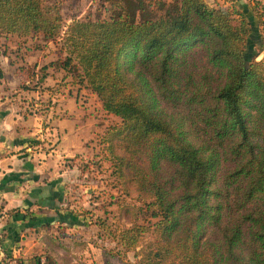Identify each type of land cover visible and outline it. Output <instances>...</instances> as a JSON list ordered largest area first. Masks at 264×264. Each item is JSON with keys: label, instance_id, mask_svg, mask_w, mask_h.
<instances>
[{"label": "trees", "instance_id": "trees-1", "mask_svg": "<svg viewBox=\"0 0 264 264\" xmlns=\"http://www.w3.org/2000/svg\"><path fill=\"white\" fill-rule=\"evenodd\" d=\"M154 4L156 16L145 0H109L60 34L57 4L0 0V34L61 43L55 52L65 56L49 64L119 118L102 134L101 158L139 204L114 232L118 254L106 253L108 264L143 239L135 264H264V60L247 56L250 22L206 0ZM57 210L59 222H81ZM26 225L7 237L18 240Z\"/></svg>", "mask_w": 264, "mask_h": 264}, {"label": "rangeland", "instance_id": "rangeland-1", "mask_svg": "<svg viewBox=\"0 0 264 264\" xmlns=\"http://www.w3.org/2000/svg\"><path fill=\"white\" fill-rule=\"evenodd\" d=\"M45 3L57 4L59 13L62 17V26L60 34H63L67 28V24L75 18H83L85 16L95 17L103 13L104 7L108 5L109 0H43ZM148 3L153 16L158 15L161 11L154 4L156 0H145ZM169 1V0H166ZM210 4L232 5L242 12L250 22L249 38L245 44L248 58L254 55L255 60H264V0H206ZM237 17L238 14L236 13ZM0 46L5 45V50L11 47L13 56L18 46L21 52H27V69L28 76L34 75V81H30L28 86L36 85L37 81L44 83L43 77L46 76L48 88V97L46 96L42 103L51 104L53 101L54 91L61 90L66 92V98L71 99L70 112L71 115L65 122L66 132L71 138L78 137L83 144L82 149L78 150L70 158H65L66 164L70 165V178L67 180L70 185L67 187L65 199L59 206L62 210L72 211L76 213L80 219V223L71 225L68 229L63 224L62 230L59 231L61 238H57L56 242L50 243V247H54V251H45L42 253L44 264H108L106 261V253L118 254L116 243L114 240V232L127 225V218L131 216V209L137 207L139 202L131 195L124 196L122 191L117 187L113 175L110 173L109 165L101 158V142L102 134L105 128L114 123L119 118L114 115H107L96 105V96L91 94L85 84L77 83L71 74L58 65L49 64L50 60L60 57L63 59L65 52L60 49V53L55 52V48L59 49L61 43L52 41H43L40 37H17L10 35L6 38L4 34H0ZM20 41L19 44L16 42ZM18 41V42H19ZM262 41V43H261ZM260 43L263 48L259 50ZM38 45V46H36ZM2 47V46H1ZM26 47V49H25ZM39 55L45 56V59L35 62ZM58 59V63L61 60ZM36 65H38L36 67ZM72 72V71H71ZM61 91V92H62ZM29 102L35 98L28 97ZM30 99V100H29ZM38 102V101H37ZM30 105V109H32ZM39 107V106H38ZM59 114L63 115L62 112ZM87 115V117H84ZM85 118V119H84ZM46 126H51L49 119L46 120ZM83 121L84 123H81ZM102 126H99L101 125ZM79 126V127H78ZM79 128V131H78ZM49 130H47L48 134ZM53 143L55 136L48 135ZM44 139V138H43ZM42 139V140H43ZM47 138L45 136V141ZM40 146L48 147L47 144ZM133 195L134 192L131 191ZM63 199V196H62ZM127 202V204H126ZM130 202V203H129ZM134 203V204H131ZM117 229V230H116ZM146 242L141 240L135 249H130L123 257L136 263L142 256L140 249L145 247ZM134 251L138 255H134ZM121 255V254H120ZM117 264H124L118 258L112 257ZM89 261V262H88Z\"/></svg>", "mask_w": 264, "mask_h": 264}, {"label": "crops", "instance_id": "crops-1", "mask_svg": "<svg viewBox=\"0 0 264 264\" xmlns=\"http://www.w3.org/2000/svg\"><path fill=\"white\" fill-rule=\"evenodd\" d=\"M1 46L0 208L5 211L18 207L21 211H31L37 218L31 221L22 216L14 221L9 212L0 210V235L4 238L0 243V264H44L41 254L54 251L49 245L61 238L58 233L66 224L56 220L59 217L57 209L65 199L66 186L70 185L67 180L71 168L65 158L72 157L83 144L78 137L71 138L66 132L65 122L73 106L71 99L66 98V92L62 89L54 91L52 103L42 105L49 95L45 88L47 77H43L44 83L38 80L36 85L28 86L31 80L34 81L35 74H26L27 52H21L18 46L13 49L14 54H19L17 57L10 52L12 46L6 51L5 45ZM42 59L45 56L39 55L35 62L38 64ZM28 97L35 99L29 102ZM96 105L103 111L98 98ZM45 119H49L50 127L46 126ZM49 134L55 136L53 143H48ZM40 144L48 147L43 148ZM45 221L52 222L46 225ZM22 222L27 225L19 230L18 240L8 238V231L11 233ZM67 228L71 226L67 225Z\"/></svg>", "mask_w": 264, "mask_h": 264}]
</instances>
